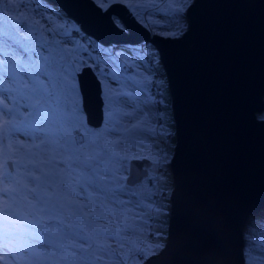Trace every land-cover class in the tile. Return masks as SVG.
I'll list each match as a JSON object with an SVG mask.
<instances>
[{"label": "snow or ice", "instance_id": "snow-or-ice-1", "mask_svg": "<svg viewBox=\"0 0 264 264\" xmlns=\"http://www.w3.org/2000/svg\"><path fill=\"white\" fill-rule=\"evenodd\" d=\"M117 2L120 0H111ZM89 3L101 15L110 6L109 0H89ZM186 3L187 0H179L178 4L176 0H151L129 7L139 22L147 20L149 27H164L163 18L180 14ZM142 8H154L162 19L144 16ZM51 11L46 0H0V97L8 102L0 104V113L11 117L4 121L6 131L0 135V143L5 150L0 155L4 158L3 178L13 182V187L3 190L9 200L0 209V249H7L16 258L15 264H112L110 258L118 257L121 251H130L124 249V244L132 243L122 239L124 233L135 232L146 218L125 219L127 205L146 213L144 201L151 194L142 185L123 184L124 178L118 173L127 170L129 159L120 151V141L109 137H123V146L132 147L142 143L137 137L154 131L138 123L130 128L121 123L139 120L141 116L145 121L152 118L156 103L151 95L152 81L129 75L128 67L138 66L121 63V71L108 75L122 89L131 90L107 96L108 116L104 126L98 131L87 127L74 99L77 89L68 79L74 78L76 65L69 50L57 40L69 33L61 31V26L46 15ZM35 16L41 17L43 24L33 19ZM114 105H124L133 111H121ZM16 136L41 139V143L8 144ZM12 147L30 150L13 159L18 153L11 151ZM8 168L13 169L15 176ZM140 179L141 173H133L132 184L136 185ZM122 196H128L129 200L125 202L120 199ZM80 198L87 203H80ZM112 204L117 207H111ZM109 216L112 220H108ZM99 220L117 227L97 223ZM109 239L117 241L116 249L106 243ZM245 240L248 247L242 253L244 264H264V228L251 234L246 229ZM119 264H126L125 259H119Z\"/></svg>", "mask_w": 264, "mask_h": 264}, {"label": "water", "instance_id": "water-1", "mask_svg": "<svg viewBox=\"0 0 264 264\" xmlns=\"http://www.w3.org/2000/svg\"><path fill=\"white\" fill-rule=\"evenodd\" d=\"M48 1L103 44H153L165 69L175 121L168 236L140 264H244L243 228L264 208V0H192L176 36L152 33L121 2L101 15L89 0ZM78 84L87 123L101 124L91 66ZM136 161L146 175L149 159Z\"/></svg>", "mask_w": 264, "mask_h": 264}, {"label": "rangeland", "instance_id": "rangeland-1", "mask_svg": "<svg viewBox=\"0 0 264 264\" xmlns=\"http://www.w3.org/2000/svg\"><path fill=\"white\" fill-rule=\"evenodd\" d=\"M192 0H187V3L183 7V11L180 14L163 18L164 27L153 25L149 27L148 21L145 20L141 23L147 27L152 33H157L163 36L180 35L185 29L188 28V18L186 16V8ZM18 2V0H16ZM111 3V0H109ZM125 4L133 15L130 4L137 2L146 3L151 0H120ZM48 6L52 11L47 12L46 15L51 17L56 25L61 26V31H67L68 36L57 37L64 49L69 50L73 62L76 65V71L73 74L74 78L69 77V83L75 85L77 91L74 94V99L77 106L80 109V117L87 127L92 128L94 131H98L104 126L106 117L108 116L107 109V96L119 95L121 91H130L131 89H122L120 85L114 82L110 75V72L121 71L119 65L125 63V65H137L138 67H128V74L136 77L137 79L147 78L152 81L151 95L156 101L152 108L151 117L148 121L144 120L141 116L139 120H124L121 121L126 127H131L132 124H140L142 128H151L154 131L151 134H145L137 137L142 143L134 144L132 147H124V138L119 136L109 137L110 140H117L121 143L120 151L128 156L129 162L126 165L127 170L118 173L123 179V184L127 187H134L141 185L149 192L150 198L144 201L147 212L144 210L133 208L131 204L127 205V211L124 214V218L128 221H136L140 216L146 217L139 225L135 232H125L122 239H128L132 243L130 245L124 244V249L130 248V251H121L118 257L110 258L112 264H119V259L123 258L126 264H140L148 255L157 252L163 244L166 242L168 236V222H169V210L171 205V189L174 185L173 174L170 166V159L173 154L175 144V121L172 109V97L165 69L159 60V54L156 47L151 43H130V42H118L103 44L91 35L86 34L81 30L78 23L71 17H69L61 8L46 0ZM179 3V0H176ZM164 7V4H160ZM28 7H36L35 5H29ZM21 11L24 9L21 8ZM63 13L62 16H54L53 13ZM140 12L149 18L162 19L161 15L156 12L154 8L140 9ZM135 17V16H134ZM136 18V17H135ZM33 19L40 21L43 24L41 17L35 16ZM137 19V18H136ZM138 20V19H137ZM79 29L77 33L72 26ZM47 27L46 24L43 25ZM65 40V41H64ZM117 44V45H115ZM103 49L104 51H101ZM146 53H152V56L145 55ZM149 58V59H148ZM84 66H91L97 75L101 83V98L103 100V119L101 124L92 126L87 123L85 112L82 108V98L78 84V73ZM153 79V80H152ZM136 94L135 92L133 93ZM2 103V102H1ZM114 108H119L121 111H133L132 108L124 105H114ZM23 111V110H22ZM24 116H27L26 111L23 112ZM257 116L264 117V109L257 113ZM3 114L0 117V128L4 131L0 132V135L5 133L4 121L10 120ZM72 135H77L76 132H72ZM41 139L29 140L23 136L11 137L8 140L10 145H26L40 144ZM5 150V145L0 143V154ZM13 152H17L18 155L13 159H19L24 155V152L29 151L30 148L21 150L18 147H12L10 149ZM146 157L150 161L148 171L146 175H143L136 185L132 184L133 173L139 172L142 174L145 162L142 164H135L138 159ZM135 159V160H134ZM130 165L132 169L130 170ZM5 170L4 158L0 155V209H3L5 202L9 200V196L4 194L5 187H13L12 180L3 178V172ZM9 172H13L12 168L7 169ZM13 176L15 173L13 172ZM72 199H77L72 197ZM120 199L127 202L128 196H122ZM80 203H87L86 200L80 198ZM116 208L115 204L110 205ZM117 211L121 210L117 208ZM137 213L139 215H137ZM108 220H112L109 216ZM97 223L102 225L116 228V224L109 225L105 220H99ZM245 230L249 229V234L259 231L264 228V209H261L257 213L252 214L246 221ZM244 230V229H243ZM244 230V233H245ZM243 233V247L244 250L248 247V242L245 240V234ZM109 245L116 249L117 241L109 239L106 241ZM243 250V251H244ZM244 256V255H243ZM15 258L8 254L7 249H0V262L8 261V264H15ZM245 260V257H244Z\"/></svg>", "mask_w": 264, "mask_h": 264}, {"label": "trees", "instance_id": "trees-1", "mask_svg": "<svg viewBox=\"0 0 264 264\" xmlns=\"http://www.w3.org/2000/svg\"><path fill=\"white\" fill-rule=\"evenodd\" d=\"M178 35V34H177ZM170 36V35H169ZM172 36V35H171ZM173 36H176V35H173ZM65 41V40H64ZM110 44V43H109ZM115 45H117V44H115ZM149 59V58H148ZM153 80V79H152ZM2 102V103H1ZM8 102H7V100H5L3 97H0V104H7ZM8 107H11V105H8ZM3 116V113H0V117H2ZM1 131H4V129H2V128H0V132ZM175 133V132H174ZM264 209V208H263ZM251 216V215H250ZM244 230H245V228H243ZM244 230H243V233H244ZM245 234V233H244ZM243 250H244V248H243ZM15 258V257H14ZM16 259V258H15Z\"/></svg>", "mask_w": 264, "mask_h": 264}, {"label": "flooded vegetation", "instance_id": "flooded-vegetation-1", "mask_svg": "<svg viewBox=\"0 0 264 264\" xmlns=\"http://www.w3.org/2000/svg\"><path fill=\"white\" fill-rule=\"evenodd\" d=\"M135 164H142V162H136ZM130 167H132V165H130Z\"/></svg>", "mask_w": 264, "mask_h": 264}, {"label": "clouds", "instance_id": "clouds-1", "mask_svg": "<svg viewBox=\"0 0 264 264\" xmlns=\"http://www.w3.org/2000/svg\"><path fill=\"white\" fill-rule=\"evenodd\" d=\"M140 43L144 44V43H148V42H140Z\"/></svg>", "mask_w": 264, "mask_h": 264}]
</instances>
